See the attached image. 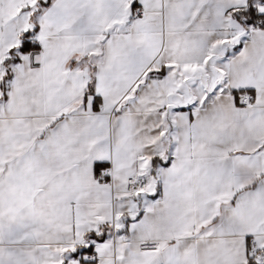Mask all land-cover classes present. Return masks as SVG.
I'll return each instance as SVG.
<instances>
[{
    "label": "snow or ice",
    "instance_id": "obj_1",
    "mask_svg": "<svg viewBox=\"0 0 264 264\" xmlns=\"http://www.w3.org/2000/svg\"><path fill=\"white\" fill-rule=\"evenodd\" d=\"M0 264H264V0H0Z\"/></svg>",
    "mask_w": 264,
    "mask_h": 264
}]
</instances>
